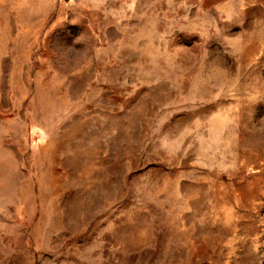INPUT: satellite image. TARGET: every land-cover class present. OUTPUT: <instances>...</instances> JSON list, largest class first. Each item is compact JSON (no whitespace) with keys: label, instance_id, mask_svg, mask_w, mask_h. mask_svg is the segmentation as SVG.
I'll return each instance as SVG.
<instances>
[{"label":"rangeland","instance_id":"rangeland-1","mask_svg":"<svg viewBox=\"0 0 264 264\" xmlns=\"http://www.w3.org/2000/svg\"><path fill=\"white\" fill-rule=\"evenodd\" d=\"M0 264H264V0H0Z\"/></svg>","mask_w":264,"mask_h":264}]
</instances>
